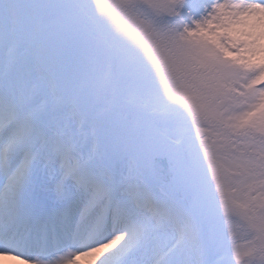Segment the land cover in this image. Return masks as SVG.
<instances>
[{
  "label": "snow or ice",
  "instance_id": "1",
  "mask_svg": "<svg viewBox=\"0 0 264 264\" xmlns=\"http://www.w3.org/2000/svg\"><path fill=\"white\" fill-rule=\"evenodd\" d=\"M104 253L264 264V0H0V256Z\"/></svg>",
  "mask_w": 264,
  "mask_h": 264
},
{
  "label": "bare ground",
  "instance_id": "2",
  "mask_svg": "<svg viewBox=\"0 0 264 264\" xmlns=\"http://www.w3.org/2000/svg\"><path fill=\"white\" fill-rule=\"evenodd\" d=\"M104 255H107V253L101 254V255L99 256V258H94L91 262L84 260L82 264H99V259L103 258ZM14 259H15V258H14ZM16 259H18V261L21 262L22 257H21V258H16ZM0 264H8V263H3V262L0 260Z\"/></svg>",
  "mask_w": 264,
  "mask_h": 264
},
{
  "label": "rangeland",
  "instance_id": "3",
  "mask_svg": "<svg viewBox=\"0 0 264 264\" xmlns=\"http://www.w3.org/2000/svg\"><path fill=\"white\" fill-rule=\"evenodd\" d=\"M193 132H195V129H193ZM70 253H64V254H58V258L60 259H67L68 255ZM82 261V259H80L79 263ZM12 264V263H11Z\"/></svg>",
  "mask_w": 264,
  "mask_h": 264
}]
</instances>
